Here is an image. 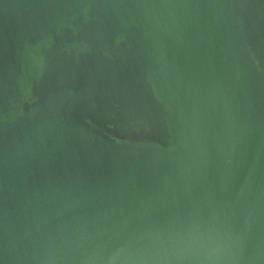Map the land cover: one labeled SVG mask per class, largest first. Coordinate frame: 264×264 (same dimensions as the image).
<instances>
[{"label":"water","instance_id":"1","mask_svg":"<svg viewBox=\"0 0 264 264\" xmlns=\"http://www.w3.org/2000/svg\"><path fill=\"white\" fill-rule=\"evenodd\" d=\"M0 264H264V0H0Z\"/></svg>","mask_w":264,"mask_h":264},{"label":"clouds","instance_id":"2","mask_svg":"<svg viewBox=\"0 0 264 264\" xmlns=\"http://www.w3.org/2000/svg\"><path fill=\"white\" fill-rule=\"evenodd\" d=\"M228 259H229V260H233V259H235V257H233V256H229Z\"/></svg>","mask_w":264,"mask_h":264}]
</instances>
